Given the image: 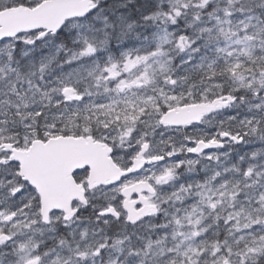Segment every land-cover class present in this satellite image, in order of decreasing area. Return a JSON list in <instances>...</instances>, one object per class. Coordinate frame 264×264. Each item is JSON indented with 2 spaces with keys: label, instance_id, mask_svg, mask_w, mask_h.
<instances>
[{
  "label": "snow or ice",
  "instance_id": "6c2138e0",
  "mask_svg": "<svg viewBox=\"0 0 264 264\" xmlns=\"http://www.w3.org/2000/svg\"><path fill=\"white\" fill-rule=\"evenodd\" d=\"M0 264H264V0H0Z\"/></svg>",
  "mask_w": 264,
  "mask_h": 264
}]
</instances>
